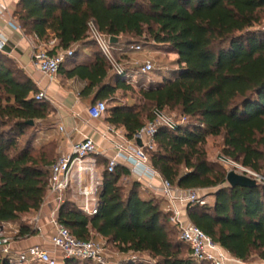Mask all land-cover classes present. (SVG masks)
Returning a JSON list of instances; mask_svg holds the SVG:
<instances>
[{"label":"trees","instance_id":"trees-1","mask_svg":"<svg viewBox=\"0 0 264 264\" xmlns=\"http://www.w3.org/2000/svg\"><path fill=\"white\" fill-rule=\"evenodd\" d=\"M13 16L26 33L54 38L53 52L75 43L90 47L86 62L64 69L67 57L59 71L84 82L80 95L105 100L106 122L122 128L127 139L152 120L154 109L189 116L175 130L156 131L151 166L177 189H213L212 204L186 206L188 221L235 259L247 262L254 254L264 264V185L229 186L224 166L208 160L204 149L208 137H221L224 157L264 176V0H18ZM89 21L117 38L111 46L120 61L129 44L140 43L134 39H144L173 52L176 67L158 83L134 87L88 39ZM127 35L133 40L122 43ZM38 90L0 52V225L16 224L15 237L35 232L23 218L43 204L57 155L56 141L34 144L37 121L49 122L46 102L34 98ZM119 92L136 101L122 104ZM127 175L121 166L109 172L105 162L97 212L88 216L67 199L58 221L77 239L96 234L106 250L111 245L136 255L120 264H210L192 259L161 199L143 197L136 181L127 189L120 184ZM12 259L2 256L0 264ZM64 264L94 263L69 258Z\"/></svg>","mask_w":264,"mask_h":264},{"label":"built area","instance_id":"built-area-1","mask_svg":"<svg viewBox=\"0 0 264 264\" xmlns=\"http://www.w3.org/2000/svg\"><path fill=\"white\" fill-rule=\"evenodd\" d=\"M8 25L15 30L22 31L19 23L12 18L8 20ZM87 28L88 39L96 44L110 63L112 70L123 78L128 76L131 79L133 75L129 74L128 69L123 68L124 64L116 60V54L109 38L99 32L93 21L88 22ZM7 43V40L0 36V52L6 53ZM55 45L56 40L52 37L43 41L36 38L31 44L33 65L43 77L49 80L56 78L60 65L73 54L79 43H75L68 50L60 49L53 52ZM128 48L140 51L141 45L132 42ZM153 67L152 61L146 59L136 73L147 75L153 71ZM34 98L37 101L46 102L48 100L43 89L38 90ZM107 108L105 100H97L87 107L88 117L93 120L104 119ZM188 122L189 116L187 115L175 118L164 110L154 109L152 120L146 122L132 139H127L118 132L115 126L109 125L104 136L111 140L116 153L107 159V170L113 171L116 166H120V161H123L128 166L131 175L139 183L153 179L159 181L157 192L166 202L165 211L169 213V222L178 228L179 238L190 249L193 260L196 262L206 261L210 264H244L213 242L203 231L184 219L178 205L187 206L189 203L198 202L197 190L177 189L163 179L150 164L148 152L155 148L154 135L156 131L161 127L175 130L178 125ZM58 129L62 136H68L62 126H59ZM115 137L122 138V141H114ZM137 138L141 145L136 143ZM97 153L95 141L90 137H84L81 141L72 144L69 153L57 156L50 168L48 187V195L53 204L48 216L49 248L40 245L29 246L17 253L16 257L10 260L11 264H28L29 261L38 264H64L65 260L69 258L84 259L94 264H115L113 255L104 248L101 242L77 239L58 221L59 208L66 200L65 196L68 190L77 192L80 197L77 207L84 214L91 216L97 212L98 195L102 186V176L97 172L95 157ZM219 161L226 168H238L245 173L253 174L227 157L221 156ZM145 187L150 188L147 185ZM36 222L37 218L27 221V224L39 230ZM12 238L13 236L6 232L5 226L0 225V257L13 255Z\"/></svg>","mask_w":264,"mask_h":264},{"label":"crops","instance_id":"crops-1","mask_svg":"<svg viewBox=\"0 0 264 264\" xmlns=\"http://www.w3.org/2000/svg\"><path fill=\"white\" fill-rule=\"evenodd\" d=\"M17 2L18 0H0V36L8 42L5 49V54L20 69H22L28 77L32 79L39 90H45L48 96L46 105L49 112L47 116L49 122L46 125H42L40 121H37L40 125L38 127L37 136L34 142L43 144L47 141H50L51 139H55L57 141L56 153L57 156H59L61 154L69 153L73 143L81 141L84 137H90L97 145L98 153L95 156L97 160V172L98 174L102 175L104 163L107 162L108 158L113 157L116 153L111 140L104 136V134L107 133V128L110 124L106 122L105 118L101 120H93L88 117L87 107L94 102V94L89 96H82L79 94L84 85L83 81L77 78H68L62 71H58V74L54 80H49L43 77L36 70L31 58V44L36 40V37L33 34L26 33L23 30H15L8 25V20L10 18L17 21L13 16ZM121 42L124 43V41ZM141 49L143 50L142 45ZM90 50V47H81L73 60L65 61L63 64L64 69H68L76 63L86 62L89 58ZM142 50L133 51L126 47V49H124V51L121 53L123 56L122 63L124 65H132L130 64V61L140 58L141 55H143ZM128 71L129 73L132 72L131 75L136 74L135 70L128 69ZM150 73L156 77L149 78L148 83H158L161 81L162 73L154 72V70ZM130 81L133 83L139 82L138 78H135L134 75L131 77ZM119 102L122 104L126 103L122 98H119ZM59 126H62L67 131V137L62 136V134L59 132ZM117 130L119 133L125 136L124 130L122 128H117ZM121 139L118 137L113 138V140L117 142ZM120 166L124 167L128 172V175L123 178L129 180L130 182L136 181V179L128 170V166L124 164L123 161H120ZM139 184L141 195L143 197H154L161 199L162 207L164 210H166V202L158 195L157 192V187L159 185V181L157 179L147 180ZM146 185L150 186V188L147 189L145 187ZM65 199L74 202L76 206L80 201V197L77 195L75 190H68L66 192ZM52 206L53 204L51 198L47 192V195L39 211L24 216L23 220L26 223L29 220L37 218L36 226L40 228L38 230L34 229V226H32L35 232L29 236L15 237L18 232V226L14 223L4 224L6 232L13 236L11 245L13 249V257H16L17 253L32 245H40L49 248L48 240L50 234L48 216ZM178 206L184 219L188 221L186 206L184 204H179ZM93 238L95 241L104 242V239L99 235L95 234ZM31 263L35 262L29 261L28 264Z\"/></svg>","mask_w":264,"mask_h":264},{"label":"rangeland","instance_id":"rangeland-1","mask_svg":"<svg viewBox=\"0 0 264 264\" xmlns=\"http://www.w3.org/2000/svg\"><path fill=\"white\" fill-rule=\"evenodd\" d=\"M262 26L264 27V24ZM121 40L122 41L133 40V38L130 35H127V36H122ZM134 41H140L141 45H143V50L141 49L143 55H141L140 58H137V60L130 61V64H132V65H130V66H129V64L123 65V68L125 70L126 69H132V70L138 71L140 66L142 65L143 61L146 59H149L150 61H152L153 66H154L153 70H154V72H157V73H159V72L160 73H166L169 70L176 67V58H177L176 55L173 52L169 51L165 46L155 45V43L153 41L148 42L144 39H141V40L134 39ZM92 47H94V45H92ZM80 48H81V46L79 44V46H77L75 50H77V52H78V50H80ZM76 54H75V56H73V54L71 56H69L68 57L69 60H73L76 57ZM116 60L119 61L120 63H122V61L119 60L118 55H116ZM131 73L132 72H130L129 74H131ZM149 74L148 75H141V74L136 73L133 75L135 78H138L141 86H145L148 84L149 78L156 77L155 75H153L151 73H149ZM123 79H125L126 82L131 83L134 87H136L135 84L130 81L128 76H125ZM118 94H119L118 96L120 98L121 94H123V93L119 92ZM136 98H137L136 96H133L130 92H128L124 95V98H122V99L124 102L131 104V103L136 101ZM166 112L168 114L174 116L175 118L178 117L176 111H167L166 110ZM51 140L53 142L56 141L55 139H51ZM34 144L36 147H38L41 143H34ZM221 147H222V138L221 137H208L206 140L205 147H204L208 160L221 164L219 161L220 157L223 156V154L221 153ZM56 158H57V155L54 156L53 160ZM224 168L226 171L232 170L238 174H245L246 176L255 179L258 184L264 185V176L256 174L253 171L249 170L248 168H247V170H249L253 174L245 173L238 168H230V167L229 168L224 167ZM120 184L125 186V189H127L130 185V181L126 180L125 178H122L120 180ZM212 193H213V189L197 190L198 202L200 204H212L213 200H214ZM101 243L104 244L103 242H101ZM107 251L109 253L111 252V254L113 255L115 264H120L122 260H125L128 257H136V255L120 254L111 245L107 246ZM142 258H147V257L144 255V256H142ZM147 261L149 264H154L153 261H151V260L149 261V259H147ZM260 262L261 261L258 260L256 255L253 254L247 262H244V264H260Z\"/></svg>","mask_w":264,"mask_h":264},{"label":"water","instance_id":"water-1","mask_svg":"<svg viewBox=\"0 0 264 264\" xmlns=\"http://www.w3.org/2000/svg\"><path fill=\"white\" fill-rule=\"evenodd\" d=\"M109 41H110V43H114L117 41V38L110 37ZM27 123L29 125H32L33 121L30 120ZM136 143L138 145H141L139 138L136 139ZM225 180H226L227 184L231 187H234V186L254 187L257 185V182L255 179L250 178V177L246 176L245 174H238L232 170L226 172Z\"/></svg>","mask_w":264,"mask_h":264}]
</instances>
